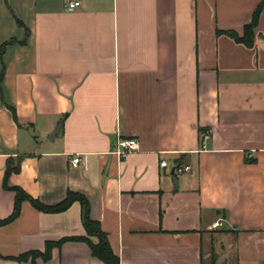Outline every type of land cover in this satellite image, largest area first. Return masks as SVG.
<instances>
[{"label":"crops","instance_id":"obj_1","mask_svg":"<svg viewBox=\"0 0 264 264\" xmlns=\"http://www.w3.org/2000/svg\"><path fill=\"white\" fill-rule=\"evenodd\" d=\"M74 1L0 0V221L20 159L7 186L82 195L119 264H264V0ZM262 2L250 47L227 35ZM117 137L139 150L118 159ZM84 236L79 202L24 201L0 264H104L76 241L15 260Z\"/></svg>","mask_w":264,"mask_h":264},{"label":"trees","instance_id":"obj_2","mask_svg":"<svg viewBox=\"0 0 264 264\" xmlns=\"http://www.w3.org/2000/svg\"><path fill=\"white\" fill-rule=\"evenodd\" d=\"M263 7V2L256 8L252 15V20L250 24L246 25L243 30V35L241 37H238L234 33H227L232 39H234L236 42L241 43L247 47H250L253 42V37H254V30L257 26L258 22V16L260 14V11ZM19 25H21L18 22ZM5 49V45L1 46L0 51L3 52ZM0 76V81H1ZM12 111V115L15 118L14 111ZM19 163L20 159L15 160H8L6 164V169H5V175L3 179V186L5 189H8L9 191H12L15 193V202H14V207L11 215L5 219L0 221V226L5 225L14 219H16L19 215L20 212V207L22 202L27 201L29 202L34 209H36L39 212L43 213H58V212H63L65 211L73 202L77 201L79 202L81 206V211H82V225L85 230V236L84 237H76V238H71V239H65L61 240L58 243H48L46 245V250L44 254L38 253V252H31L27 254H23L16 258L15 260L18 262H24L27 261L29 258L34 261L36 258H40L44 261H48L50 258V250L53 247H58L60 246L63 242L65 241H76V242H82L85 243L88 248L90 249L91 256L94 258H97L104 264H119L118 258L113 254L109 242L107 240V237L104 233L101 232L99 224L95 221H92L89 218V206L86 201V199L77 193H72L68 192L65 199L54 206H46L39 202L38 200H35L31 198L29 195H27L23 190H21L18 187H8L7 186V180L8 177L12 173H18L19 172ZM91 238L96 239V243L91 241Z\"/></svg>","mask_w":264,"mask_h":264},{"label":"built area","instance_id":"obj_3","mask_svg":"<svg viewBox=\"0 0 264 264\" xmlns=\"http://www.w3.org/2000/svg\"><path fill=\"white\" fill-rule=\"evenodd\" d=\"M67 3V11H74L76 10L79 6L80 3L78 1H74V0H66ZM205 138H207V136H204ZM139 150V143L138 140L136 138L133 137H129V138H120L117 137L114 143V149L112 151V155L116 156L118 159L120 160H124L126 159L128 156L136 153ZM70 163L72 165V167H77L80 163V159L79 157H75L72 158L70 160ZM166 162L165 161H161L160 162V167L164 168L166 167ZM189 167L188 166H180V165H176L175 166V170H174V174H183L189 171ZM220 226L219 221L215 222L212 225L213 229H216L217 227Z\"/></svg>","mask_w":264,"mask_h":264},{"label":"water","instance_id":"obj_4","mask_svg":"<svg viewBox=\"0 0 264 264\" xmlns=\"http://www.w3.org/2000/svg\"><path fill=\"white\" fill-rule=\"evenodd\" d=\"M61 126H62V123H61V122H59V123L56 125L55 129L53 130V132H52V133L49 135V137H48V140H49V141L52 142V141H53V140L59 135V132H60V128H61ZM174 170H175V168H174ZM174 170L171 171V175H172V176L174 175ZM173 184H174L175 189H176V184H177L176 179L173 180Z\"/></svg>","mask_w":264,"mask_h":264},{"label":"rangeland","instance_id":"obj_5","mask_svg":"<svg viewBox=\"0 0 264 264\" xmlns=\"http://www.w3.org/2000/svg\"><path fill=\"white\" fill-rule=\"evenodd\" d=\"M95 242H97L96 239H95Z\"/></svg>","mask_w":264,"mask_h":264}]
</instances>
